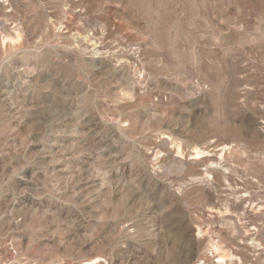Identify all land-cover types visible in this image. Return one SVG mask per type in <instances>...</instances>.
<instances>
[{"label": "rangeland", "instance_id": "obj_1", "mask_svg": "<svg viewBox=\"0 0 264 264\" xmlns=\"http://www.w3.org/2000/svg\"><path fill=\"white\" fill-rule=\"evenodd\" d=\"M217 234L264 264V0H0V264H193Z\"/></svg>", "mask_w": 264, "mask_h": 264}, {"label": "bare ground", "instance_id": "obj_2", "mask_svg": "<svg viewBox=\"0 0 264 264\" xmlns=\"http://www.w3.org/2000/svg\"><path fill=\"white\" fill-rule=\"evenodd\" d=\"M224 148V147H223ZM229 150V149H227ZM223 151V150H222ZM226 153V152H224ZM200 154V153H199ZM197 155V154H196ZM203 155V154H202ZM222 156V154H220ZM197 157H199V155H197ZM223 159V158H222ZM214 164V163H213ZM219 164V163H218ZM223 166V165H222ZM228 169V168H227ZM209 170V169H208ZM207 173V172H205ZM211 174V172H209ZM230 219V218H229ZM228 225V224H227ZM239 226V225H238ZM256 227V226H255ZM230 228L232 229V231L235 232L238 231L237 229V226L235 224H233L232 222H230ZM201 229V228H200ZM207 229V228H206ZM205 228L200 230L201 232H205L207 233V230ZM199 231V233H200ZM241 239H244L246 241H250V240H253L255 241L253 243L254 246L258 247V246H264V240L263 238L259 237V236H256V237H248V238H243L241 237L240 235H238ZM223 236L221 237V235L217 234L215 237H210L209 238V250L212 251L210 252V255L212 253V256H209V254L207 255V253H205L204 256H201V257H197L196 258V261H194L193 264H231V262L229 263L228 260L232 261L233 260L231 258H233L232 256L235 254L234 251V254L231 253V251L227 248L226 244L225 245V242L227 241H224L223 239ZM242 241V240H241ZM230 247V246H228ZM207 250V249H206ZM208 250V251H209ZM207 252V251H206ZM239 256V254H236ZM198 256V255H197ZM193 260H195V258L193 257L192 258V262ZM242 261V257H240L239 261ZM238 261V260H237ZM84 262V261H83ZM81 263V264H97L96 261H87V262H84V263ZM191 262V263H192ZM243 262V261H242ZM239 264V263H238ZM241 264V263H240ZM243 264V263H242Z\"/></svg>", "mask_w": 264, "mask_h": 264}]
</instances>
